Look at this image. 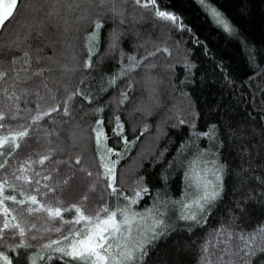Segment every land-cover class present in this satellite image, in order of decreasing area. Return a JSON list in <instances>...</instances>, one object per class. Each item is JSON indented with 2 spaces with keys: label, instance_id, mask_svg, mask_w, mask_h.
I'll use <instances>...</instances> for the list:
<instances>
[{
  "label": "snow or ice",
  "instance_id": "1",
  "mask_svg": "<svg viewBox=\"0 0 264 264\" xmlns=\"http://www.w3.org/2000/svg\"><path fill=\"white\" fill-rule=\"evenodd\" d=\"M197 3L228 38L241 40L249 62L259 67L257 59L264 60V53L249 47L212 0ZM25 10L31 12V20L20 25L13 38L0 40V264H14L8 253L21 251L28 264H150L152 252L166 245L177 227L195 235L194 229L207 226L226 194L225 179L232 171L225 148L247 173H236L234 191H246L235 197L227 218L190 244L197 245V264H264V221L250 225L251 218L244 219L251 203L264 205V120L255 121L259 129L254 126L248 132L226 112L214 119L221 112L217 107L208 112L213 122L205 120V129L198 130L201 113L183 90L192 82L194 65L187 51L182 60H171L168 46L173 31L192 33L183 18L161 8L158 0H0V35ZM149 19L153 29L156 20L170 25L163 40H153L150 32L141 39V30L134 25ZM109 21L112 26L107 28ZM130 22L132 26L126 27ZM51 29L82 36V43L72 45L78 51L71 63L57 58V40L45 35ZM124 36L132 38L128 51L122 47ZM42 39L51 55L34 46ZM193 42L201 43L194 36ZM106 59L114 62L111 72L102 71ZM177 64L183 65L185 74L179 84ZM157 69L164 70L169 88L184 101L183 108L173 106L172 127L187 125L188 135L161 168L160 187L153 190L145 176H137L125 191L118 165L139 137L128 139L121 112L133 101L132 110L145 118L159 107V86L165 78ZM224 82L234 86L227 73ZM140 86L150 105L137 97ZM109 91L112 95L104 99ZM106 110L110 112L105 121ZM85 117L90 122H84ZM148 127L144 123L141 133ZM106 128L118 147L109 146ZM64 131L66 137L61 135ZM33 139L41 147L17 160V149L22 144L30 147ZM92 142L95 150L89 155ZM168 150L161 149L152 165L164 161ZM179 173L180 194L173 196L171 177ZM77 177L87 183L86 191L79 200L66 203L63 191ZM98 188L103 192L93 203L90 193ZM145 198L151 203L137 208Z\"/></svg>",
  "mask_w": 264,
  "mask_h": 264
},
{
  "label": "trees",
  "instance_id": "2",
  "mask_svg": "<svg viewBox=\"0 0 264 264\" xmlns=\"http://www.w3.org/2000/svg\"><path fill=\"white\" fill-rule=\"evenodd\" d=\"M24 2L31 3L32 0H24ZM212 2L239 30L241 36L248 41L249 47L264 53V0H212ZM158 5L161 8L174 11L192 29V33L185 31L182 35L178 31H173L171 38L168 39V46L173 53L171 60H182L187 51V58L194 65L190 75L192 82L187 84L183 90L189 93L197 111L201 113L198 118V130L203 131L205 129V120H208L209 123L213 122L209 119L208 112L217 107L221 109V112H216L214 119L220 118L221 113L226 112L236 124H239L241 128H245L246 131L251 132L254 126L258 130L259 125H255L254 122L264 120V112H261V109L264 108V73L261 72V69L264 68V60L257 59L259 67L252 65L241 40L230 39L221 29L215 27L210 19L206 17V13L197 3V0H158ZM139 14L140 10L137 11L136 15L139 16ZM144 15L151 17V13L148 12H145ZM28 20H31L30 11L25 10L22 14H18L16 21L8 26L6 34L0 35V40L13 38L14 31ZM111 26V21H109L107 28ZM131 26V22L126 25V27ZM134 27L141 30L142 40L148 38L149 32L153 40H156L157 37L163 40L168 34L170 25L156 20L153 29L152 19H149L144 23L135 24ZM107 28L104 30L105 36ZM45 35L47 38L57 40V58L59 61L61 63H71L74 51H78L72 45L82 43V36L78 37L72 30L64 34L57 32L56 29H51L50 33L46 30ZM193 36L201 43H194ZM176 41H180L179 48L176 47ZM131 42L132 38L130 36H124L122 47L126 51L130 50ZM34 46L44 48V54L46 55L52 54V49L45 46L43 39L34 41ZM99 51H104L103 41ZM218 65H222V67H218ZM175 67V83L179 84V81L185 75L183 65L177 64ZM113 68L114 62L111 59H106L102 65V71L111 72ZM157 72L165 78V82L159 86L161 103L159 107L154 108L153 114L145 118L141 112L133 111L135 101L129 103L127 108L121 112L128 139L131 140L133 135L139 137L131 151L118 165V180L123 179L125 191L132 187V183L137 176H145L153 190L155 187H160L159 174L161 168L167 164V160L175 153V147L188 135L187 125L172 127L173 120L169 119V117L174 116L173 106L183 108L185 106L184 101L177 95V92H173L169 88L164 70L157 69ZM225 73L234 82V86L224 82ZM249 77H251V80H249ZM116 91L118 92L119 89L117 88ZM111 95L112 92L109 91L104 99ZM136 95L142 99L144 104H151L143 86H140ZM176 100H180L182 103L178 104ZM109 112L110 110H106L104 113L105 121ZM94 119L95 117H91L92 122H94ZM84 122H90L89 118L85 117ZM144 123H147L149 127L141 133L140 128ZM158 123L161 125L160 129L157 127ZM133 127L135 133H133ZM106 132L109 136V146L118 147L116 140L112 138L110 128H106ZM61 135L66 137L68 133L64 131L61 132ZM250 139L255 142L258 137H250ZM84 143L87 146V141ZM28 144L30 147L22 144L17 149L15 154L17 160L27 157L30 151L41 147V145L35 143L34 139L29 140ZM165 147L169 149L165 153V160L153 166L152 159ZM94 150L95 144L92 142L90 152L87 154H94ZM223 151L228 163L232 166V171L225 179L226 194L209 215L207 226L202 229H194L195 235L177 227L168 239L167 244H162L160 248L152 252L150 264H163L165 260L168 261V264H197V245H191L190 242L199 241L219 224L222 217L227 218L229 209L233 207L235 197L246 191V189L234 191L237 185L236 173L240 172L241 175H247V173L240 168L238 159H233L228 155L227 148ZM256 171L261 170L257 169ZM179 175H182V173L171 177L170 187L173 196H179L180 194L179 185L181 181ZM86 188L87 183L77 177L64 189L62 198L66 203L75 202L85 193ZM102 192L103 189L98 188L95 192L90 193V200L94 203L99 199ZM8 203L11 204V202ZM149 203H151V199L145 198L137 208H143L145 204ZM248 218H251L250 225L264 221V205L251 203L244 219ZM66 219H70V216H66ZM52 237L55 238L54 233ZM186 245H188L187 248ZM8 255L14 264H28L26 253L23 251L19 255L15 252H9Z\"/></svg>",
  "mask_w": 264,
  "mask_h": 264
},
{
  "label": "rangeland",
  "instance_id": "3",
  "mask_svg": "<svg viewBox=\"0 0 264 264\" xmlns=\"http://www.w3.org/2000/svg\"><path fill=\"white\" fill-rule=\"evenodd\" d=\"M176 103L181 104L182 102H180V100L179 101L176 100Z\"/></svg>",
  "mask_w": 264,
  "mask_h": 264
}]
</instances>
